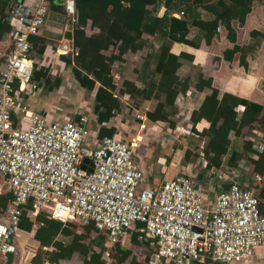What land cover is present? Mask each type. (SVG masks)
<instances>
[{
  "label": "built area",
  "instance_id": "1",
  "mask_svg": "<svg viewBox=\"0 0 264 264\" xmlns=\"http://www.w3.org/2000/svg\"><path fill=\"white\" fill-rule=\"evenodd\" d=\"M61 1L73 21L75 0ZM46 11L47 0H38L34 8L19 2L10 11L16 31L0 71V193L8 192L12 199L0 216V259L13 255L17 264H32L24 260L28 249L19 245L21 207L31 205L32 229L44 225L36 217L46 211L63 223L93 224L106 234L109 246L136 231L138 240L150 248L145 264L166 259L173 264L249 261L264 242V197L257 198L248 183L234 181L219 190L211 208L204 204L196 181L185 175L156 190L140 189L142 173L133 159V143L103 137L91 147L85 126L49 121L20 101L22 89H36L30 84V37L43 26ZM59 50H67L65 41ZM252 147L264 152V135L254 139ZM85 159L89 163L83 169ZM216 177L223 180L226 174ZM253 178L264 181L258 174Z\"/></svg>",
  "mask_w": 264,
  "mask_h": 264
},
{
  "label": "trees",
  "instance_id": "2",
  "mask_svg": "<svg viewBox=\"0 0 264 264\" xmlns=\"http://www.w3.org/2000/svg\"><path fill=\"white\" fill-rule=\"evenodd\" d=\"M263 6L264 0H75L73 47L78 54L74 58L73 75L82 88L95 90L101 107L98 122L108 120L120 109L118 96L112 94L116 87L111 84L112 74L118 69L120 98L130 100L135 109L143 99H151L146 118L166 123L169 129L175 127V117L189 106L186 93L193 88L200 97L188 114V120L192 124L202 119L208 123L202 138L193 140L194 153L205 161L204 169L219 168L225 156L229 167L246 161L252 175L264 176V152H255L253 141L244 142L240 149L233 147L234 137L252 126L258 125L264 130L262 106L221 93L213 85L211 76L217 62L231 63L235 58L247 71V60L256 54L264 40V30H251L247 43L240 45L236 26H244L248 14ZM162 9L165 14L160 16ZM88 23L97 30L93 37L85 34ZM11 26L7 2L0 0V40L12 36ZM110 29L117 31L115 38L109 34ZM221 34L231 46L223 50L220 57L200 52L201 48L207 49L218 42ZM91 38L102 41L103 45H93ZM133 58L136 63L132 65ZM35 75L30 82H34ZM44 82H49L47 77ZM260 87L264 89V82ZM113 134L114 130L103 131L102 128L98 132L101 138ZM11 199L10 193H0V216ZM21 210L19 227L31 230V245L25 260L28 263L60 264L76 254L81 264H141L133 255V248L124 249L119 243L113 245L112 253L105 254L106 234L91 223L82 226L77 235V223H63L41 211L36 220L44 225L32 229L29 222L32 206H22ZM129 238L134 248L141 247L144 261L148 260L151 252L146 249L147 242L139 241L136 231ZM11 259L9 256L7 264ZM193 264L208 263L196 261Z\"/></svg>",
  "mask_w": 264,
  "mask_h": 264
},
{
  "label": "crops",
  "instance_id": "3",
  "mask_svg": "<svg viewBox=\"0 0 264 264\" xmlns=\"http://www.w3.org/2000/svg\"><path fill=\"white\" fill-rule=\"evenodd\" d=\"M56 1L54 4L47 2L43 26L31 38L29 55L33 67L32 76L35 73L36 78L30 84H34L36 89L33 90L30 85L22 89L17 95L22 103L31 111L43 112L49 121L57 123L73 121L85 126L89 131L88 142L91 147L99 145V141L102 138L98 136V132L101 128L103 131L114 130V134L111 137H117L127 143H133L135 145L133 159L142 173L140 189L156 190L163 182L179 175H185L196 181V186L203 196L204 204L208 208L212 207L217 192L226 189L234 181L248 183L257 198L261 200L264 197V181L259 182L253 178L254 174H251V166L248 162L244 161L243 169L236 170L235 167H229L227 158L223 156L222 164L219 168L206 171L204 169L205 161L202 156L195 154L193 149L183 144L189 140L193 141L196 139L195 135H198L199 139H201L208 128V123L204 119L195 124L188 120V114L200 97L193 88H190L186 93L190 103L189 106L186 107L185 112L181 111L179 113V117H175L177 119L176 125L173 129H169L166 123L152 122L146 118L145 112L151 108V99H143L139 107L135 109L130 100L123 97L120 98L117 87L118 69L112 74L111 84L116 87L112 94L113 96H118L121 103L120 109L108 120L98 122V112H100L101 107L96 101L95 90L82 88L73 75L74 58L77 56L78 51L73 47L72 21L64 13L61 0ZM6 2L7 10H10L14 4L19 2L32 8L38 4V0H8ZM262 10L264 11V6L248 14L244 26L249 20L251 28L246 33L243 32L244 26H236L238 44L247 43L248 34L251 30L263 31L257 29L264 27L259 24V22L264 21ZM176 13H174L175 17L178 14ZM163 14H165L164 9L160 11L159 15L162 16ZM255 24L258 26H255ZM11 27L12 36L10 38L7 36L5 39L0 40L2 70L4 56L12 43V37L16 31L13 24ZM84 31L90 37L97 33L96 29L91 28L90 23L87 24ZM67 33H69V36H66ZM109 34L115 38L117 31L110 29ZM222 39L226 43H223ZM62 41L66 42L67 50L65 52L59 50V45ZM91 43L97 47L103 45L102 41L95 38H91ZM230 46L231 44L221 34V39L218 42H214L207 49L201 48L200 52L208 56L220 57L222 51ZM125 57L126 55L123 56V58ZM247 62V71L239 66L237 58L231 63L222 60L217 62L215 64L216 67H213L211 72L213 85L221 93L236 95L261 105L264 112V89L260 87V83L264 82V40L258 47L256 54L248 58ZM130 63L133 65L136 60L133 58ZM113 65L116 69V64ZM46 77L49 80L48 83L44 82ZM90 80L93 81V79ZM13 87L17 91L19 83L15 82ZM137 115L143 116V119L137 118ZM260 135H264V130L258 125H254L234 137L233 147L240 149L244 142L253 141ZM176 144H178L177 148H175ZM244 170L246 173H243ZM222 172H225L226 178L220 180L216 177V173ZM71 222L77 223L79 228L82 227L76 221ZM77 235H79V230H77ZM30 238L31 230L21 229L20 247L25 246L29 249L31 245ZM119 244L121 246L125 244V247L122 246L124 249L133 248V255H136L142 264L143 260L141 257L144 253L141 251V247L134 248L130 243L129 237L120 241ZM105 246H109L106 243V239L104 241ZM147 248L150 249L148 243ZM28 253L25 254L24 260H26ZM109 253L105 254L108 255ZM9 256H12L9 264H17V257ZM8 257L0 259V264H7ZM103 261L106 262V259H103ZM60 264H81V262L77 255L74 254L70 261H60ZM240 264H264V242L256 247L254 256L249 261Z\"/></svg>",
  "mask_w": 264,
  "mask_h": 264
},
{
  "label": "rangeland",
  "instance_id": "4",
  "mask_svg": "<svg viewBox=\"0 0 264 264\" xmlns=\"http://www.w3.org/2000/svg\"><path fill=\"white\" fill-rule=\"evenodd\" d=\"M263 11V10H262ZM262 13H264V11L262 12ZM177 16V15H176ZM264 20V19H263ZM259 24H261L260 26H264L263 24H264V21H261V22H259ZM255 26H258V25H256L255 24ZM243 28H245L244 30H243V32H245L246 33V31L249 29V28H251V23L249 22V20H248V22L246 23V25L243 27ZM257 29H261V30H264V27H260V28H257ZM222 41H223V43H226L225 42V40L224 39H222ZM214 52V51H213ZM183 144H185V146H187V147H189V148H191V149H194V142L192 141V140H189L187 143H183ZM177 146H178V144H176V146H175V148H177ZM243 165H244V161L243 162H241V163H239L238 165H237V167L235 166V169L236 170H238V169H240V168H242L243 169ZM77 230H80V228L78 227L77 228ZM125 245V244H124ZM123 244H122V246L123 247H125ZM112 247L113 246H108V247H106L105 246V253H109L110 251V253H112ZM141 259L143 260V262H142V264H145L144 263V256H142L141 257ZM126 264H128V263H126ZM161 264H173V262L171 261V260H163L162 261V263Z\"/></svg>",
  "mask_w": 264,
  "mask_h": 264
},
{
  "label": "water",
  "instance_id": "5",
  "mask_svg": "<svg viewBox=\"0 0 264 264\" xmlns=\"http://www.w3.org/2000/svg\"><path fill=\"white\" fill-rule=\"evenodd\" d=\"M6 1H8V0H6ZM61 4H62V1H61ZM9 11H11V9H10ZM66 36H69V33H67ZM88 163H89V161H88L87 159H85V160L83 161L82 168L85 169V168H86V165H87ZM9 242L12 243V240H9Z\"/></svg>",
  "mask_w": 264,
  "mask_h": 264
}]
</instances>
